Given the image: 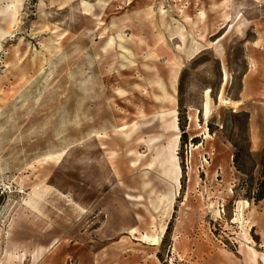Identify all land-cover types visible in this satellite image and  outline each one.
Instances as JSON below:
<instances>
[{
	"label": "rangeland",
	"instance_id": "rangeland-1",
	"mask_svg": "<svg viewBox=\"0 0 264 264\" xmlns=\"http://www.w3.org/2000/svg\"><path fill=\"white\" fill-rule=\"evenodd\" d=\"M138 2L0 0V264H131V253L136 264H169L175 239L174 264H197L202 244L237 261L257 251L264 262V0H230L232 20L212 49L187 31L175 2L154 0L166 45L146 57L128 39L149 36L131 15ZM169 51L183 64L176 74ZM173 77L180 176L159 116L168 104L152 85L171 94ZM207 89L209 143L185 131L187 107L200 111ZM190 142L203 146L188 191ZM63 148L58 165L36 162ZM165 221L159 244L146 241Z\"/></svg>",
	"mask_w": 264,
	"mask_h": 264
},
{
	"label": "bare ground",
	"instance_id": "bare-ground-1",
	"mask_svg": "<svg viewBox=\"0 0 264 264\" xmlns=\"http://www.w3.org/2000/svg\"><path fill=\"white\" fill-rule=\"evenodd\" d=\"M154 0H140L137 3V7L131 8V15L137 17L142 23L148 28L149 36L141 35L140 33H133L131 34L128 39L129 41L137 47H144L145 57L151 55L154 51H156L160 46L166 45L165 37L161 30L157 28V26L153 23V5ZM175 2L173 4L174 12H176L183 24L185 25L187 31H189L192 36L200 42L202 45L206 46L207 48H215V42L212 39L213 36L218 35L222 30L227 28L232 20L231 14V2L230 0H220L216 2L215 0H209L205 2L204 0H193V8L190 6L191 0H172ZM129 10L125 12L126 17L121 19V29H128L132 21H130L129 16L127 15ZM209 13H212L209 15ZM10 24V23H9ZM8 24V25H9ZM112 26L116 27V23L112 22ZM119 27V26H117ZM148 40V41H147ZM170 56L169 58L172 60H176V69L174 74L183 66L182 62L176 58L173 52L169 51ZM223 79L222 85L226 82V72L223 67ZM153 86H158L161 89V94L156 96V100L161 101L162 103H167L168 106H161V110L159 111V116L162 119L165 130L172 133L170 140L167 142L165 149L168 151V156L170 162H173V168L175 173L180 176L182 175V170L178 162V155L177 151L180 146V139H181V131L179 128L178 123V104L176 99V91H177V79L173 77L170 79V88L173 93L169 94L162 84H152ZM208 89L205 91V100L202 103L201 110L199 111L197 108L188 106L186 110V128L185 131L188 132L189 138L192 140L199 136H202V140L206 143H209L212 139V136L209 132V119L211 117V106L208 99ZM141 93L145 96L153 98L151 93L148 90H143ZM220 102L222 105H232V107L236 108L239 104V101H231L226 98H222L221 93L219 96ZM200 116V119H199ZM203 146L202 144H190L187 148V162L189 166L188 170V179L186 181V188L187 190H191L194 188L196 180L195 175L197 174V165H196V153L201 149ZM69 148H63L57 152L48 153L41 158L37 159L36 162L43 164V163H53L58 165L64 159L65 155ZM177 176V177H178ZM36 185L33 188V193L35 192ZM52 188L49 185L42 186V191L48 192ZM62 194V193H61ZM63 195V194H62ZM247 205V202L244 203ZM238 205L237 211L238 214L235 217L237 220L242 219V210L243 206ZM24 205L27 209H30L35 212V207L30 201L24 202ZM173 205V200L171 199L168 209L170 210ZM251 223V222H250ZM252 225V224H251ZM167 229V222L165 221L158 232L157 235L152 237H146L145 240L149 241L152 245H157L164 237ZM131 237L136 240L138 237L136 236V231L130 228L127 232ZM244 244L249 245L251 239H249L247 233L244 236ZM177 245V240L174 241L173 247V254L170 256L169 264H174V250ZM55 244L49 248L44 256H48L54 249ZM248 247V246H247ZM224 250V249H223ZM225 251V250H224ZM43 261V257L39 261ZM41 261V262H42Z\"/></svg>",
	"mask_w": 264,
	"mask_h": 264
},
{
	"label": "crops",
	"instance_id": "crops-1",
	"mask_svg": "<svg viewBox=\"0 0 264 264\" xmlns=\"http://www.w3.org/2000/svg\"><path fill=\"white\" fill-rule=\"evenodd\" d=\"M200 248L205 251V255H203L202 260L197 261V264H264L263 259H261L256 250V254L249 250H244L242 253L239 251L240 258L237 261L236 257L228 251L220 249L209 250L210 246L208 244H202ZM140 259L137 254L131 253V264H136Z\"/></svg>",
	"mask_w": 264,
	"mask_h": 264
}]
</instances>
